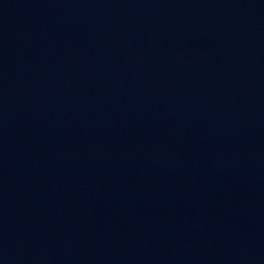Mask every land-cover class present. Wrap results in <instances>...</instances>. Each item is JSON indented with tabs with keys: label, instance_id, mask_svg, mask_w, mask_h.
I'll list each match as a JSON object with an SVG mask.
<instances>
[{
	"label": "water",
	"instance_id": "water-1",
	"mask_svg": "<svg viewBox=\"0 0 264 264\" xmlns=\"http://www.w3.org/2000/svg\"><path fill=\"white\" fill-rule=\"evenodd\" d=\"M0 264H264V0H0Z\"/></svg>",
	"mask_w": 264,
	"mask_h": 264
}]
</instances>
